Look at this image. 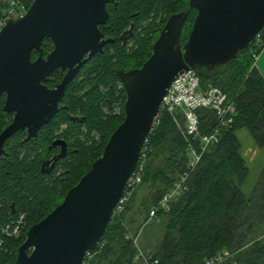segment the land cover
<instances>
[{
	"label": "trees",
	"instance_id": "trees-1",
	"mask_svg": "<svg viewBox=\"0 0 264 264\" xmlns=\"http://www.w3.org/2000/svg\"><path fill=\"white\" fill-rule=\"evenodd\" d=\"M5 7L7 3L1 0L0 12ZM107 10L110 18L101 30L115 40L114 44L82 68L67 87L59 112L37 138L26 141V133L19 132L5 144L0 157V264H15L28 230L63 202L123 123L126 92L120 72L143 67L167 20L178 13L187 15L180 41L184 45L197 15L190 0H116ZM132 22L134 34L124 44L119 37ZM42 49L45 58L53 44L45 40ZM254 50L253 42L225 65L213 70L196 69L202 84H211L234 101L236 115L230 126L220 128L219 142L209 148L190 176L188 191L171 203L169 212L158 214L168 218L166 232L145 251L160 264H204L223 252L232 257L221 264H264V168L246 197L242 187L249 168L237 138V132L246 129L256 145L264 147V77L253 68ZM38 55L34 51L32 60ZM130 61L135 62L134 69L121 67ZM63 75L62 70H56L46 85L53 88ZM4 104L5 96H1L0 134L13 119L4 111ZM174 117L167 111L159 112L145 145L142 183L124 212L112 217L99 246L86 260L88 264H134L137 249L133 239L139 232L130 230L125 222L136 208L139 188L149 190L140 206L148 221L150 211L187 167L188 141ZM200 117L204 132L218 126L213 113L201 112ZM177 118L184 126L181 113ZM57 139H64L68 150L65 158L53 164L49 161L59 154V148L51 146ZM21 217L24 225L18 238L1 233L7 226L12 230ZM130 234L133 239L128 238Z\"/></svg>",
	"mask_w": 264,
	"mask_h": 264
},
{
	"label": "water",
	"instance_id": "water-1",
	"mask_svg": "<svg viewBox=\"0 0 264 264\" xmlns=\"http://www.w3.org/2000/svg\"><path fill=\"white\" fill-rule=\"evenodd\" d=\"M114 2L34 0L24 16L9 20L0 31V97L5 96L4 111L13 115L0 134V157L18 132L27 130V140L37 137L81 68L113 43L100 26L107 23V5ZM190 5L197 15L184 45L187 15L178 13L167 20L143 67L120 73L126 92L123 123L63 202L28 230L15 264H83L111 222L175 79L189 69L213 70L231 62L264 29V0H190ZM45 40L54 49L44 58ZM58 69L67 72L49 89L44 82Z\"/></svg>",
	"mask_w": 264,
	"mask_h": 264
},
{
	"label": "built area",
	"instance_id": "built-area-1",
	"mask_svg": "<svg viewBox=\"0 0 264 264\" xmlns=\"http://www.w3.org/2000/svg\"><path fill=\"white\" fill-rule=\"evenodd\" d=\"M33 1L34 0H11L7 4V7L2 8L0 12V31L9 20L24 16L29 9L28 6H30ZM262 32L263 30L253 41L255 43L253 55L254 68H257L256 64L259 60V56L264 51V33ZM160 111H167L173 116L175 115L174 120L188 141L187 167L179 175L172 188L162 196L157 207L150 211L149 220L156 218L160 213L169 212L171 203L188 191V180L190 176L196 171L209 148L219 142L220 128L228 127L233 123L236 115V105L222 90L213 87L211 84H202L196 69H189L179 75L172 83L166 97L162 101ZM201 112L213 113L220 127L210 128V132L208 133L204 132L201 129ZM179 113H181L184 118V126H182L181 121L177 118ZM157 120L158 116L153 122L150 133L157 125ZM146 143L147 139L144 143L137 168L128 180L124 194L114 209L113 216H120L124 212L135 190L142 183V172L146 160ZM22 221L23 219L21 218L12 230L10 229L11 226L3 228L1 233L8 237L18 235L23 225ZM128 238L133 239V236L130 234ZM133 241L137 249L133 259L134 264H160L157 258L139 247L137 237L133 239ZM1 245L2 241H0V246ZM91 253L92 251L87 253L83 264H88L86 260L92 256ZM231 257V253L223 252L207 260L204 264H221Z\"/></svg>",
	"mask_w": 264,
	"mask_h": 264
},
{
	"label": "rangeland",
	"instance_id": "rangeland-1",
	"mask_svg": "<svg viewBox=\"0 0 264 264\" xmlns=\"http://www.w3.org/2000/svg\"><path fill=\"white\" fill-rule=\"evenodd\" d=\"M2 1L8 4L11 0H2ZM120 65H122L121 67H126L130 69L132 68L134 69L136 67L135 62L133 61H130L129 63L123 62ZM256 66L258 70H260L261 68H264V51L260 54L259 60ZM253 68H254V63H253ZM242 132H246L249 138H251V135L249 134L247 130H244ZM256 170L257 169H255L254 167L251 168L249 177L247 179V182L245 183V189L247 188V186H249L250 188V186L252 185V181L253 183L256 182V180L258 181L260 174H257ZM148 195H149V190L147 189V187L141 186L139 188L138 197L135 203L136 208H133L134 211L129 214L127 218V222H125L126 226L130 230L134 231L138 229V232H139L137 234L138 245L143 250H145V248L155 246L162 239L164 233L166 232V226L168 223L167 216L156 217L148 221L145 220L146 218L145 212L141 209L140 206H142V202L147 198ZM130 220L135 221V223L133 224L132 222L130 223ZM23 225L21 227L19 234L16 236H12V238H18L22 234ZM131 234H134V233L131 231Z\"/></svg>",
	"mask_w": 264,
	"mask_h": 264
},
{
	"label": "crops",
	"instance_id": "crops-1",
	"mask_svg": "<svg viewBox=\"0 0 264 264\" xmlns=\"http://www.w3.org/2000/svg\"><path fill=\"white\" fill-rule=\"evenodd\" d=\"M259 71L264 77V68H261ZM244 130H246V129H241L240 131L237 132V138L239 139L240 145H241L240 154H241L242 158L245 160L246 165L249 168V173H248V177H249V174H250L252 167L257 169L256 170L257 174H261L262 169L264 167V147L259 148L256 145V143L254 142L252 136H251V138H249V136H248V134H246V132H242ZM248 177H247V179H248ZM247 179L244 182L242 190H243L244 195L246 197H249L252 193L254 186L257 183V180L254 183L252 181V185L250 186V188H249V186H247V188L245 189V183L247 182Z\"/></svg>",
	"mask_w": 264,
	"mask_h": 264
},
{
	"label": "flooded vegetation",
	"instance_id": "flooded-vegetation-1",
	"mask_svg": "<svg viewBox=\"0 0 264 264\" xmlns=\"http://www.w3.org/2000/svg\"><path fill=\"white\" fill-rule=\"evenodd\" d=\"M114 3H116V0H115ZM114 3H110V4H114ZM110 4H108L107 7H108ZM107 11H108V10H107ZM108 13H109V12H108ZM109 18H110V15H109ZM108 21H109V19H108ZM108 21H107V23H106L105 25L100 26V31H101L102 33H103V30H101V29H103L105 26L107 27ZM133 34H134V23L132 22V23L130 24V26H129V27L123 32V34L119 37V40H122L123 43L125 44V43L128 41V39H129L130 37L133 36ZM104 37H105L106 39H112V40H113V43H108V44H106V45L104 46L103 50L105 49L106 46H108V45H110V44H114V42H115V40H114L112 37H107V36H105V35H104ZM53 49H54V46H53ZM90 60H91V59H90ZM87 63H88V62H87ZM87 63H86V64H87ZM86 64H85V65H86ZM85 65H84V66H85ZM84 66H83V67H84ZM83 67H82V68H83ZM82 68H81V70H82ZM58 70H60V69H58ZM81 70H80V71H81ZM62 72H63V74H64L63 77H62V79H63L67 71H62ZM120 73H121V72H120ZM78 75H79V74H78ZM48 78H49V77H48ZM48 78H47V79H48ZM47 79H46V80H47ZM62 79L59 81L58 84H60V82L62 81ZM75 79H76V78H75ZM75 79H74V80H75ZM74 80H73V81H74ZM73 81H72V82H73ZM45 82H46V81H45ZM45 82H44V84L46 85ZM72 82H71V83H72ZM71 83H70V84H71ZM121 83H122V82H121ZM58 84H56L53 88H49L47 85H46V86H47L49 89H54ZM70 84H69V85H70ZM69 85H68V86H69ZM122 85H123V84H122ZM68 86H67V87H68ZM66 91H67V89H66ZM65 95H66V93H65ZM64 97H65V96H64ZM63 100H64V98H63ZM62 102H63V101H62ZM62 102H61L60 105H59V110H60V106H61ZM59 110H58V112H59ZM58 112H57V113H58ZM11 115H12V114H11ZM56 115H57V114H56ZM56 115H55V116H56ZM12 116H13V115H12ZM55 116H54V117H55ZM53 119H54V118H53ZM53 119H52V120H53ZM12 120H13V119H12ZM52 120H51V121H52ZM45 126H46V125H45ZM43 127H44V126H43ZM43 127H42V128H43ZM42 128H41V129H42ZM41 129H40V130H41ZM20 132H25V133H26V141H29V140H27V130H25V131H20ZM39 132H40V131H39ZM39 132H38V134H39ZM18 133H19V132H18ZM18 133H17V134H18ZM15 135H16V134H15ZM37 137H38V135H37ZM37 137H36V138H37ZM32 139H34V138H32ZM30 140H31V139H30ZM56 142H63V144H62V145H60V144H58V145H54V143H56ZM64 143H65V144H64ZM5 144H6V143H5ZM51 148H59V154H55V155L50 159V161H49L50 163H53V164H54V163H55L56 161H58L59 159H62V158H65V157H66L67 150H68V143H67L64 139H57V140H55V141L53 142ZM63 149H65L64 152H63ZM51 161H52V162H51ZM50 163L48 164V166H49V167H53V165H51ZM21 218L24 219V217H21ZM21 218H20V219H21ZM20 219L16 222V224L20 221ZM22 223H24V220L22 221ZM14 224H15V223H14Z\"/></svg>",
	"mask_w": 264,
	"mask_h": 264
}]
</instances>
